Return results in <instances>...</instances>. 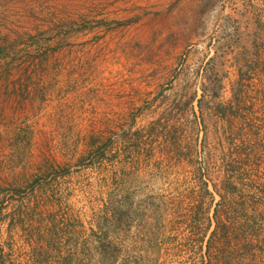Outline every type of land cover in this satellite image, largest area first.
Here are the masks:
<instances>
[{"label": "rangeland", "instance_id": "374dc122", "mask_svg": "<svg viewBox=\"0 0 264 264\" xmlns=\"http://www.w3.org/2000/svg\"><path fill=\"white\" fill-rule=\"evenodd\" d=\"M219 258L264 264V0H0V264Z\"/></svg>", "mask_w": 264, "mask_h": 264}, {"label": "trees", "instance_id": "16d2710c", "mask_svg": "<svg viewBox=\"0 0 264 264\" xmlns=\"http://www.w3.org/2000/svg\"><path fill=\"white\" fill-rule=\"evenodd\" d=\"M250 69V68H249ZM243 79V77L240 75V80ZM243 103V100H241V97L239 95L234 96V99L232 100V102L229 103V105L227 106H220V105H215V110H216V114H218L221 119L225 120L228 117H232V119H235L237 117H239V112H241V104ZM253 105H251L248 109L249 111L247 113H253L254 112V108H252ZM252 126V125H251ZM251 128V127H250ZM247 132L242 133V131H238L237 133H230L228 134V136H226V143L228 145H230L231 148H233L231 150V156H232V161L228 162L226 165V169H225V176H226V182L222 188V190L224 192H226L227 194L231 193V192H235L236 191V187L231 185V180L233 179H238L237 181H241L242 179L240 178L241 176V167L244 165L243 163L244 161V156H245V150L243 148L244 146V140H245V136H247ZM239 183V182H237ZM208 193V192H207ZM223 198V196H222ZM239 206V205H238ZM236 214H239L242 211V208H236ZM229 212V211H228ZM194 216L190 217L193 219V217H195V213L193 214ZM213 219H214V223H215V229L213 231V238L215 239L217 236L219 237V241H220V245L225 246V245H229L232 242H236L237 244H239V242H241L242 240V236L237 234L236 230H229L231 228V224L233 223L232 220H230V217H228L227 215V211L223 210L222 213H218V211L216 210V213L213 215ZM195 219V218H194ZM212 224V219L208 220V226H210ZM242 228H239V232H241ZM243 232V231H242ZM217 237V238H218ZM211 239L208 242V247H207V251L208 254L211 250V242L214 240ZM232 245V244H231ZM219 254H223V252L221 253V250H219L218 252ZM209 257V255H208ZM209 260L211 261V258H209ZM209 261V263H210ZM216 264H229V261L227 259H221L220 258L216 261Z\"/></svg>", "mask_w": 264, "mask_h": 264}]
</instances>
